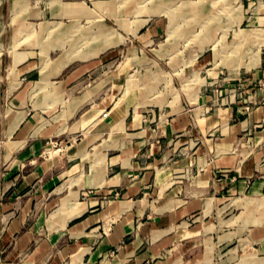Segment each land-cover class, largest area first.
Here are the masks:
<instances>
[{"label":"crops","instance_id":"1","mask_svg":"<svg viewBox=\"0 0 264 264\" xmlns=\"http://www.w3.org/2000/svg\"><path fill=\"white\" fill-rule=\"evenodd\" d=\"M6 1L0 264H264V55L224 78L216 94L205 90L196 106L137 114L127 108L123 123L98 142L90 127L112 109L128 62L102 90L106 78H94L102 59L65 66L57 59L47 86L35 90L42 61L20 48L23 35L15 37L35 22L14 29L28 10L13 18L22 1ZM47 2L49 17L64 16L62 5L57 15ZM40 22L44 32L61 23ZM14 48L31 54L17 62ZM84 151L105 153L96 164L104 170L91 169Z\"/></svg>","mask_w":264,"mask_h":264},{"label":"rangeland","instance_id":"2","mask_svg":"<svg viewBox=\"0 0 264 264\" xmlns=\"http://www.w3.org/2000/svg\"><path fill=\"white\" fill-rule=\"evenodd\" d=\"M21 1L13 18L26 10L28 17L16 20L14 29L28 21L35 23L15 37L23 35L20 48L33 50L34 59L42 61L35 90L47 86V69L57 59L64 66L74 60L102 59L94 76L98 81L106 78L102 90L111 84L109 74L128 62L130 74L117 79L112 109L89 125L99 135L98 142L123 123L127 108L137 114L146 109L158 112L196 106L205 90L216 94L224 78L257 65L264 55V0H241L243 7L236 0H49L56 14L63 6L59 14L63 17L44 12L45 7L53 10L47 0ZM35 12L39 13L36 18L30 16ZM39 20L45 21L44 27L48 20L61 23L54 22L44 32L43 22L36 24ZM13 50L17 62L31 54ZM108 52L112 56L104 60ZM118 134L115 130L112 136ZM84 154L92 159L91 169L104 170L96 164L105 153Z\"/></svg>","mask_w":264,"mask_h":264}]
</instances>
